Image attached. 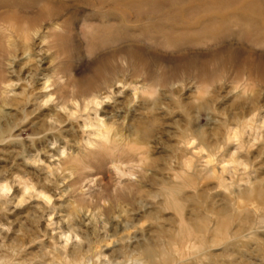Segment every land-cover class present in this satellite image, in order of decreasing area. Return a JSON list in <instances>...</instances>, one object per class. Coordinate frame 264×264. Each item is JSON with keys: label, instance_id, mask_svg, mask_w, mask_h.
<instances>
[{"label": "clouds", "instance_id": "1", "mask_svg": "<svg viewBox=\"0 0 264 264\" xmlns=\"http://www.w3.org/2000/svg\"><path fill=\"white\" fill-rule=\"evenodd\" d=\"M0 264H264V0H0Z\"/></svg>", "mask_w": 264, "mask_h": 264}]
</instances>
